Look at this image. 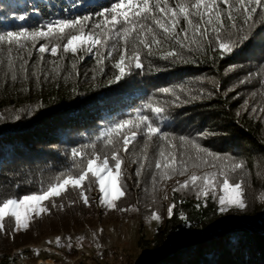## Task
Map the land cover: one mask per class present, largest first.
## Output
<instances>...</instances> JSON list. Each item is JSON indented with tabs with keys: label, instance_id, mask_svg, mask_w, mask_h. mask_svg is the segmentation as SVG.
Listing matches in <instances>:
<instances>
[{
	"label": "snow or ice",
	"instance_id": "6c2138e0",
	"mask_svg": "<svg viewBox=\"0 0 264 264\" xmlns=\"http://www.w3.org/2000/svg\"><path fill=\"white\" fill-rule=\"evenodd\" d=\"M15 18L24 21L28 17L20 14ZM261 28H264V0H109L101 10L91 14L58 16L32 28L0 30V73L6 83H20L22 90L29 91L30 83L41 87L44 81L79 76L78 63L95 56L99 74L103 75L110 64L114 72L108 83H120L137 72L167 70L156 61H166L169 65L196 63L194 57L211 51L214 62L217 52L223 59L244 54L249 48L264 54ZM69 59L71 71L67 67ZM236 67L244 65L233 69ZM254 77L264 89V61L258 64V71L248 72L224 94L251 83ZM91 79H97L95 70ZM209 83L217 92L221 90L215 79ZM213 96L206 88H192L184 83L157 88L132 114L103 127L88 142L72 147L67 154L70 163L53 178L39 180L35 190L18 194L0 185V235L14 239L16 234L28 231L35 219L51 215L52 208L64 210L63 197L71 192H76L78 199L69 200L68 207L77 203L92 207L94 185L101 194L100 207L124 213L139 211L136 204L118 207V201L129 191L127 181L133 176L124 168L126 158L137 165L134 172L137 187L145 175H150L151 189L145 191L151 192L153 203H159L156 193L165 190L166 182L179 175L187 179L177 180L173 194H194L197 200H203L204 207L212 200L215 211L221 215L247 211V189L252 185L244 159L215 153L191 137L165 130L175 119L173 109ZM251 96L255 98L257 92L253 90ZM41 107L38 104L20 111L33 115ZM241 107L248 112L249 101L245 100ZM250 111L264 113V106H251ZM236 115L240 116L241 112L237 111ZM21 118L15 116L17 121ZM185 144L190 152L182 150ZM206 166L215 170L199 174L198 170ZM163 199H168L166 192ZM258 201L264 206V194L259 195ZM175 207L176 202L167 207L169 219ZM146 219L149 223L162 222L163 217L153 210ZM180 219L187 221L188 217L180 213ZM99 232L102 234L103 229ZM78 239L83 248L84 237ZM64 240L57 236L56 246L71 250L72 237ZM93 240L97 250L103 248L97 233H93ZM234 246H239V240ZM36 255L39 256L38 250ZM98 255L103 258L104 253L98 251Z\"/></svg>",
	"mask_w": 264,
	"mask_h": 264
},
{
	"label": "trees",
	"instance_id": "16d2710c",
	"mask_svg": "<svg viewBox=\"0 0 264 264\" xmlns=\"http://www.w3.org/2000/svg\"><path fill=\"white\" fill-rule=\"evenodd\" d=\"M108 3L109 0H0V30L32 28L58 16L91 14ZM20 14H27L28 18L24 21L16 19ZM260 32L264 34V28ZM212 57L209 51L207 55L194 57L196 63L169 65L166 61H156L167 70L144 74L137 72L128 81L109 84L108 79L114 72L110 64L100 75L95 56H88L78 63L79 76L44 81L41 87L30 83L29 91L22 90L20 83H6L0 73V185L6 191L18 194L35 190L39 180L53 178L70 163L67 154L72 147L88 142L103 127L132 114L157 88L180 83L192 88H206L214 96L173 109L175 119L165 130L177 136L191 137L215 153L244 159L250 169L249 181L252 185L247 189V211L225 215L206 211L203 217L194 218L191 205L187 203L191 199H184L176 193L173 198L176 202L174 215L165 220L163 196L184 176L177 175L168 180L165 190L156 193L159 203H153L151 192L145 191L146 188L151 189L150 175H145L137 187L134 175L137 165L127 158L124 168L133 176L127 181L129 191L118 201V207L136 204L139 208L136 215L141 223L153 210L163 217L164 223L155 233V257L144 264H264V206L258 201L259 195L264 194V113L250 111L251 106H264V89L259 87L254 77L251 83L239 85L234 92L224 94L248 72L258 71L264 54L249 48L244 54L223 59L217 52L214 62ZM32 59H36L35 54ZM239 64L244 67L233 69ZM67 67L71 71V59ZM93 70L97 74L95 81L91 79ZM85 73L88 75L85 76ZM212 79L221 84L219 92L209 83ZM253 90L257 92L255 98L251 96ZM245 100L249 101L248 112L241 107ZM38 104L42 107L33 115L20 111ZM237 111L241 112L240 116L236 115ZM16 115L22 118L17 121ZM182 150L191 151L187 144L182 146ZM149 154L152 155L153 150L150 149ZM214 170L206 166L198 172ZM100 195L94 185L92 207L86 208L82 203L68 207L67 202L77 200L78 196L76 192L66 194L63 197L64 210L52 208L51 215L35 219L28 231L16 234L14 239L0 235V254L37 243L50 234L86 225L93 227L106 220L127 216L128 212L108 211L100 207ZM181 200L183 203L179 202ZM180 213H184L188 220L181 221ZM8 224L10 230V220ZM205 233L204 237L179 244L173 249L165 251V247L162 248L170 242H179L186 235ZM237 240L239 246L235 247Z\"/></svg>",
	"mask_w": 264,
	"mask_h": 264
},
{
	"label": "rangeland",
	"instance_id": "374dc122",
	"mask_svg": "<svg viewBox=\"0 0 264 264\" xmlns=\"http://www.w3.org/2000/svg\"><path fill=\"white\" fill-rule=\"evenodd\" d=\"M184 179H187V176H184L181 182ZM176 186L177 183H174L166 192L168 199L164 200L165 220L169 219L167 217V207L173 203L175 194H173L172 189ZM181 197L187 200L191 199L192 202L188 201L187 203L191 205L190 208L194 218L203 217L206 211H215L216 204L212 200H209L208 206L204 207L203 200H197L194 194L181 195ZM197 204L201 206L198 208ZM136 214V212H128L125 218L119 217L114 220H106L101 225H94L93 227L92 225H86L79 229L71 228L50 234L37 243L10 250L6 254L1 253L0 258L11 262V264H144L155 257V233L164 221L149 223L146 220L141 223ZM100 229H103L102 234L99 232ZM93 233L99 235V242L103 245L100 250H97L95 246ZM205 235L206 233L199 236L186 235L177 243L162 244V248L165 247V251L173 249L179 244L192 242V240L202 238ZM57 236L62 238V242H65L64 238L71 236L72 249L57 247L55 244ZM80 236L84 237L83 248L79 246L81 242L78 237ZM49 241H52V243H48ZM37 250L39 256L36 255ZM98 251L104 253L103 258L98 255Z\"/></svg>",
	"mask_w": 264,
	"mask_h": 264
},
{
	"label": "bare ground",
	"instance_id": "6f19581e",
	"mask_svg": "<svg viewBox=\"0 0 264 264\" xmlns=\"http://www.w3.org/2000/svg\"><path fill=\"white\" fill-rule=\"evenodd\" d=\"M0 264H11V262H7V260L0 258Z\"/></svg>",
	"mask_w": 264,
	"mask_h": 264
}]
</instances>
